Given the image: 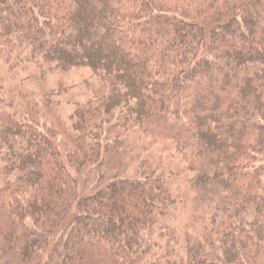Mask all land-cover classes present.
<instances>
[{
	"label": "trees",
	"instance_id": "1",
	"mask_svg": "<svg viewBox=\"0 0 264 264\" xmlns=\"http://www.w3.org/2000/svg\"><path fill=\"white\" fill-rule=\"evenodd\" d=\"M0 61L88 67L108 83L72 115L75 170L100 159L106 124L140 128L167 114L183 128L176 145L193 134L197 159L213 169L204 180L232 205L177 256L178 236L158 224L177 202L164 180L114 177L52 233L64 191L56 181L67 177L58 145L0 112V175H15L1 178L0 215L32 219L3 215L2 254L37 264L57 238L45 264H264V0H0Z\"/></svg>",
	"mask_w": 264,
	"mask_h": 264
},
{
	"label": "rangeland",
	"instance_id": "2",
	"mask_svg": "<svg viewBox=\"0 0 264 264\" xmlns=\"http://www.w3.org/2000/svg\"><path fill=\"white\" fill-rule=\"evenodd\" d=\"M0 64V112L8 118L15 116L32 122L51 135L61 152L59 160L67 169V177L56 181L64 188L63 199L57 210L61 215L52 217L49 231L53 233L59 230L60 234L64 220L62 215L73 213V207L79 201L103 188L114 177L141 180L160 177L164 180L177 202L168 207L166 215L159 217L158 224L169 226L178 236L177 256L186 254V244L202 231L211 216L216 214L218 221L226 219L227 211L232 206L229 197L219 185L209 179L204 180L208 174H212L213 169L203 159H197L196 155L201 149L191 132L186 134L189 140L187 146L176 145L178 136L174 137L173 131L179 128V135L182 136L183 128L172 116L159 113L140 128H125L124 125L111 128L106 124L100 159L75 170L66 157L68 150L76 148L73 142L76 133L71 127L72 115L78 105L109 93L108 83L98 78L88 67L61 69L47 63L23 62L10 70V66L2 61ZM43 70L45 75L41 76ZM119 136L122 145L117 149L112 147V141ZM193 157L198 163H192ZM1 178L10 181L15 175H0V181ZM252 210H249L250 217ZM3 215L8 220L7 224H32L31 218L21 222L10 213ZM3 215H0V222L4 221ZM4 231L0 230V234ZM56 239L53 238L48 249L43 250L40 255L43 259L37 264H45L54 256L52 251ZM16 251L9 250L8 256L0 252V264H26L22 258L16 257Z\"/></svg>",
	"mask_w": 264,
	"mask_h": 264
}]
</instances>
